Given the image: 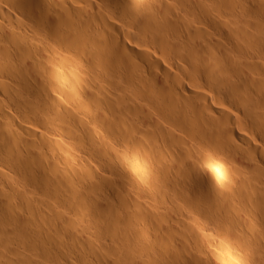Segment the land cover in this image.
Returning <instances> with one entry per match:
<instances>
[{
    "label": "bare ground",
    "instance_id": "obj_1",
    "mask_svg": "<svg viewBox=\"0 0 264 264\" xmlns=\"http://www.w3.org/2000/svg\"><path fill=\"white\" fill-rule=\"evenodd\" d=\"M244 1L0 0V264H264Z\"/></svg>",
    "mask_w": 264,
    "mask_h": 264
},
{
    "label": "rangeland",
    "instance_id": "obj_2",
    "mask_svg": "<svg viewBox=\"0 0 264 264\" xmlns=\"http://www.w3.org/2000/svg\"><path fill=\"white\" fill-rule=\"evenodd\" d=\"M242 3V4H241ZM241 3H239L240 5H243V4H246V2L243 0V2H242V0H241ZM239 6V5H238ZM249 5L247 4V7H246V5H244V6H240V7H245L244 9H241V12H242V14H240L239 13V11L238 10H240V8L239 7H236L237 9L235 10V12H238V14H240L241 15V17H248L247 15H245L246 14V11H247V8H252V7H248ZM244 11V12H243ZM255 12V11H254ZM253 12V13H254ZM247 13H249V15H251L252 14V17H255V13H254V15H253V13H250V12H247ZM237 14V13H236ZM186 17V16H185ZM250 17V16H249ZM128 50H129V48H128ZM119 75H121L120 73H118ZM104 134H105V136H108V134L107 133H105L104 132ZM112 146L114 147V148H116L118 145H116V143H114V142H112ZM75 148V147H74ZM118 148V147H117ZM76 149V148H75ZM75 149H73V151H75ZM102 150V152H105L103 149H101ZM101 153V152H100ZM101 154H103V153H101ZM108 156V155H107ZM108 157H110V156H108ZM108 157H106V158H108ZM112 159H113V157H112ZM111 159V160H112ZM95 160V161H94ZM91 159V162H92V164L95 166V168L97 167L96 165L98 164L97 162L99 161V160H97V159ZM97 160V161H96ZM104 160H105V158H104ZM107 161H108V159H106ZM113 161H114V163L118 166V163L113 159ZM102 161H99V165H100V167H97L96 168V170H100L101 172H104L105 173V170H106V168H104V167H106L105 165H102V163H101ZM101 163V164H100ZM103 163H105V162H103ZM110 164L112 163V162H109ZM0 165H1V163H0ZM4 165V166H3ZM98 165V166H99ZM112 165H114V164H112ZM7 167H9V168H7ZM6 167V164L4 163L3 164V162H2V165H1V169L2 170H4V172L6 173V174H8V175H11V176H13L14 175V177L17 179L18 177V179L17 180H19V179H21L20 178V176H23V178H22V180H19L21 183H23V185H27V188H29V189H31V187L32 186H30V184H31V182L29 181V180H27L26 181V179H28L27 177H29V176H27L26 177V175L28 174L26 171L25 172H23V171H19V174L17 173L18 172V169H17V167H14V172L15 171H17L16 173H14L13 171H12V169L10 170V166H7ZM119 167V166H118ZM7 169V170H6ZM10 170V171H9ZM124 169H122V171H123ZM8 171H9V173H8ZM11 172H12V174H11ZM15 174H17V175H15ZM23 174V175H22ZM25 174V175H24ZM39 174V173H38ZM40 175V174H39ZM18 176V177H17ZM25 176V177H24ZM41 176V175H40ZM26 178V179H25ZM45 178V177H44ZM46 178H48V179H51V178H49V177H46ZM72 178V177H71ZM23 179H25L24 181H23ZM72 180H75V178L73 177V179ZM49 181V186L50 187H53L52 185H50L53 181H52V179H51V181L50 180H48ZM30 182V183H29ZM58 182V181H57ZM57 182H53L52 184H54V187H57L56 185H58L59 183H57ZM30 187H29V186ZM32 185V184H31ZM59 185H62L61 183L59 184ZM59 187V186H58ZM63 186H60V188H62ZM5 188H7L8 189V187L6 186ZM64 189V187L62 188V190ZM38 191V190H37ZM40 192V191H39ZM41 194L40 193H38V196H40ZM53 196V195H52ZM5 202L6 201H4V202H0V204L2 205V204H4V206H7V202H6V205H5ZM56 202H58V200L56 201ZM0 217H2V218H4V219H2L1 221H5L6 220V218H5V216L3 217V215H1ZM9 224H10V221H7ZM15 233H16V231H15ZM18 235V237H20V234H17ZM92 259V258H91ZM93 260V259H92Z\"/></svg>",
    "mask_w": 264,
    "mask_h": 264
}]
</instances>
